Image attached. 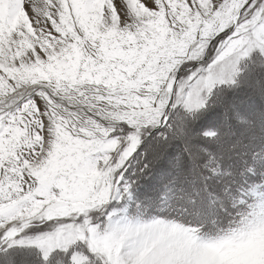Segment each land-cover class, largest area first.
<instances>
[{"label":"snow or ice","instance_id":"1","mask_svg":"<svg viewBox=\"0 0 264 264\" xmlns=\"http://www.w3.org/2000/svg\"><path fill=\"white\" fill-rule=\"evenodd\" d=\"M264 264V0H0V264Z\"/></svg>","mask_w":264,"mask_h":264},{"label":"rangeland","instance_id":"2","mask_svg":"<svg viewBox=\"0 0 264 264\" xmlns=\"http://www.w3.org/2000/svg\"><path fill=\"white\" fill-rule=\"evenodd\" d=\"M33 264H38V262L37 261H33Z\"/></svg>","mask_w":264,"mask_h":264},{"label":"trees","instance_id":"3","mask_svg":"<svg viewBox=\"0 0 264 264\" xmlns=\"http://www.w3.org/2000/svg\"><path fill=\"white\" fill-rule=\"evenodd\" d=\"M38 262V261H37Z\"/></svg>","mask_w":264,"mask_h":264}]
</instances>
